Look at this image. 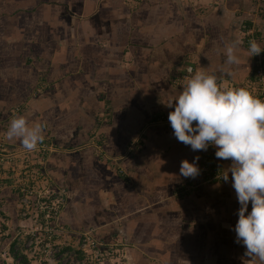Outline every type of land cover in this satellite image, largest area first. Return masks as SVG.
Wrapping results in <instances>:
<instances>
[{"label": "crops", "instance_id": "1", "mask_svg": "<svg viewBox=\"0 0 264 264\" xmlns=\"http://www.w3.org/2000/svg\"><path fill=\"white\" fill-rule=\"evenodd\" d=\"M250 1L0 0V145L22 146L6 135L16 115L44 125L42 142L55 149L36 173L67 187L64 225L101 241L104 264H254L236 242L231 173L204 181L200 169L205 154L223 168L231 161L217 159L214 145L193 151L170 123L150 119L173 110L165 103L182 87L171 72L191 54L221 84L255 87L247 49H238L239 66L223 55ZM196 156L200 174L181 176V161ZM1 172L7 229L26 228L15 191L25 185ZM187 179L195 188L177 195Z\"/></svg>", "mask_w": 264, "mask_h": 264}, {"label": "clouds", "instance_id": "2", "mask_svg": "<svg viewBox=\"0 0 264 264\" xmlns=\"http://www.w3.org/2000/svg\"><path fill=\"white\" fill-rule=\"evenodd\" d=\"M241 43L240 39L225 43L223 55L228 66L241 63L238 55ZM262 50L264 47L256 40H250L247 56L258 55ZM219 71L231 74L224 69ZM188 72L182 90L165 103L173 109L168 113L173 134L193 151H206L209 145H214L217 159L231 161L220 178L228 182L231 173L239 203L234 227L236 242L244 245L245 256L254 264H264V99L247 87L221 84L217 70L200 68ZM43 133L44 125H30L28 117L16 115L6 135L9 140H18L27 152H33L43 141ZM198 160V156L191 163L182 160L180 175L197 177Z\"/></svg>", "mask_w": 264, "mask_h": 264}, {"label": "rangeland", "instance_id": "3", "mask_svg": "<svg viewBox=\"0 0 264 264\" xmlns=\"http://www.w3.org/2000/svg\"><path fill=\"white\" fill-rule=\"evenodd\" d=\"M190 59V63L194 67L193 71L197 70V68L195 67V55L191 54ZM185 66L186 65H184L182 68H184ZM175 68L176 70H179L177 67L174 66L171 72V78L173 76L172 74ZM54 149L55 145L49 142H41L38 145L37 150L33 152H27L22 146L11 148L5 147L4 145H0V170L2 171L1 174L5 175L1 177H5L4 179L10 177L13 179V182L18 185L19 183H24V191L28 192L32 190L33 193L34 191H36V194H38L41 199H43L42 201L47 204L51 203L50 205H54V207L57 206V204L60 205L57 218V223L60 227L57 230L55 229V232L57 233L55 239L52 238L51 240H49L48 246H45L44 243L47 238L43 239L42 242L38 243L37 241L30 244L28 243L29 240L27 238V235L23 233L20 238H18L17 240H13V242L10 244V247L8 249L10 252L9 254L13 255H11L12 258L10 260H4L3 257L0 255L3 264H69L70 257L74 259L76 255L78 257L80 256L77 252V248L79 244L80 234L84 230L79 229L78 231L75 230V232L72 231L68 226H66L68 224L66 222H63L61 218L62 216L59 215L64 207L63 205L65 203L67 193L66 189L64 187H55L54 189H59L62 191L57 190L58 192H55L54 194L53 191L55 190L47 186V184H49L48 178L45 175L41 174V172L36 173L38 169V164L40 163V160L42 159L45 150L52 151ZM1 184H3V182H1ZM36 185L38 187H34ZM42 196H44L45 198H43ZM17 197L19 198V196ZM59 198H61V202L59 201ZM24 209H26L24 205H17L19 216H22L20 215V212ZM1 216L4 220L3 223H7L8 225V220H6L5 215L2 213ZM33 217L35 218L34 225L44 226L46 224V221L44 224L45 219L43 218V214L41 212L37 211V214H35ZM39 231L43 232V230ZM38 237L40 238V235H38ZM1 242L2 234H0V247ZM44 247L46 248V250H43ZM113 248L120 251V248L116 246H114ZM52 251L53 253H51ZM24 255L26 256V260L23 259Z\"/></svg>", "mask_w": 264, "mask_h": 264}, {"label": "built area", "instance_id": "4", "mask_svg": "<svg viewBox=\"0 0 264 264\" xmlns=\"http://www.w3.org/2000/svg\"><path fill=\"white\" fill-rule=\"evenodd\" d=\"M256 29L255 25H252L251 27L247 28L243 33L249 34L248 40H256L253 36V31ZM263 61H264V50L261 51L260 54L253 56V62L255 66V87L248 86L252 93L256 96H258L261 99H264V67H263ZM193 70V65L191 63L186 64V66L179 70H174L173 72V82L176 84H182L184 78L189 74L188 70ZM9 156V155H7ZM3 158V157H1ZM210 158L208 156L203 157L201 168L206 171V177L207 179H221L220 175L222 174V170L211 166V162L209 160ZM185 189H188L191 187V185L187 184L185 185ZM20 192L22 193L21 196L18 198V204L24 205L26 209L21 210L20 214L23 216H30L31 224L28 227L20 226L18 228H15L13 231H8L7 223H3L4 220L1 216V214L4 212L3 208V201L0 197V234H2V242L0 247V255L3 257L4 260H10L12 256L9 254V247L10 244L13 242V240H17L22 236V234H26L27 238L29 240L28 243L33 242H42L43 239L47 240L44 242L45 246H48L49 240L52 238L55 239V236H57V233L55 232V229H59V225L57 223L58 213L60 205L57 204V206L54 207V205H50L51 203H45L41 199V197L36 194V191L30 190L28 192L24 191L23 187H18ZM53 193L58 192L59 189L52 188ZM62 191V190H59ZM63 195V193H62ZM45 198L44 196H42ZM59 201L61 202V198H59ZM38 212H41L43 214L44 224L46 221V224L43 225H34L35 218L33 217ZM7 226H6V225ZM42 224V223H41ZM39 230H43V232H40ZM9 233L10 237L8 238V241L4 244L3 239L5 235ZM41 233V234H39ZM40 235V238L38 237ZM48 242V243H47ZM102 242L96 239L89 231H83L80 234L79 244L77 251L80 255L79 257L76 255L74 259L70 257L69 264H104L105 260V252L104 248L101 247ZM43 250H46L44 247ZM53 253V251L51 252ZM46 254V253H45Z\"/></svg>", "mask_w": 264, "mask_h": 264}, {"label": "trees", "instance_id": "5", "mask_svg": "<svg viewBox=\"0 0 264 264\" xmlns=\"http://www.w3.org/2000/svg\"><path fill=\"white\" fill-rule=\"evenodd\" d=\"M248 12L250 13L249 17L244 18L240 22L234 23V27L232 28L233 39H240L242 41L241 46L245 47L248 50V48H249V40H248L247 37H249V34L247 35L246 33H243V31H245L247 28L251 27L252 25H255L256 29L253 31V36L256 39V41L261 45V47H264V26H263V22H262L263 12H264V0H252V1H250L249 5H248ZM251 63H252V66H251V73H250L249 77H250V80L251 79L254 80L255 79V70L256 69H255L254 62H253V56H251ZM263 67H264V61H263ZM166 117H168V113H162V114L157 115V116H155L153 118L151 117L150 119H155V120H158V121H160L162 123H169L168 121L167 122L162 121ZM133 140L131 139L129 144ZM129 152H131V150ZM205 155L202 156L201 161H200V169L203 172L204 181H221L222 179H214V178L207 179L206 171L201 168L202 159H203V157ZM206 156H208V155H206ZM208 157L210 158L209 160L211 162V166L216 167V168L224 171L223 167H221L220 165H218V164H216L214 162V159H213L212 156H208ZM187 184L191 185V187L188 188V189H185V187H186L185 185H187ZM195 186H196V183L192 182L190 179L189 180L187 179L186 181H182V184L180 186V190H178L177 195L181 196V195L188 194V192L193 191ZM64 188L66 189V192L68 193L67 187H64ZM15 191L17 193V196L20 197L22 193L20 192L19 188L15 187ZM67 193H66L65 203L63 205L64 206L63 210H61L59 215L63 214L66 211L67 202H68V199H69V195ZM3 208H4V205H3ZM26 217H30V216H26ZM83 230H86V229H83ZM9 237H10V235L8 233L7 235H5V237L3 239L4 240L3 242H6ZM77 251H79V250H77ZM23 259L26 260V256L25 255H24Z\"/></svg>", "mask_w": 264, "mask_h": 264}]
</instances>
